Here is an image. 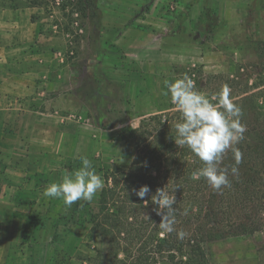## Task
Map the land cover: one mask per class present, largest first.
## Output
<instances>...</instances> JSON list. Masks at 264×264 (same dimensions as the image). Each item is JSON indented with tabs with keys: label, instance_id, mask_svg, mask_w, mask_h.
<instances>
[{
	"label": "rangeland",
	"instance_id": "rangeland-1",
	"mask_svg": "<svg viewBox=\"0 0 264 264\" xmlns=\"http://www.w3.org/2000/svg\"><path fill=\"white\" fill-rule=\"evenodd\" d=\"M47 1L42 12L60 23L73 93L83 104L77 113L83 117L72 129L77 137L56 139L45 153L46 166L34 175L11 176L12 182L6 166H0V264H58L66 248L72 264H79L77 251L92 255L86 214L96 209L100 191L91 202L71 207L43 192L50 183H60L65 170H78L81 156L101 177L106 169L127 167L133 150L121 131L173 110L168 108L170 96L162 95L164 81L187 74L195 90L209 99L226 85L230 99L239 104L253 95L241 108L240 122L247 131L239 144L254 145L264 136V0H95V10L86 9L82 0ZM246 3L240 24L234 13L244 12ZM217 12L225 24H219ZM134 33L140 35L139 46L132 44ZM122 34L131 39L120 46L116 40ZM94 39L104 51L97 66ZM95 79L101 82L97 93ZM6 144L1 137L0 149ZM95 246L104 250L106 241L99 239ZM206 250L210 264H264V231L214 241Z\"/></svg>",
	"mask_w": 264,
	"mask_h": 264
},
{
	"label": "trees",
	"instance_id": "trees-1",
	"mask_svg": "<svg viewBox=\"0 0 264 264\" xmlns=\"http://www.w3.org/2000/svg\"><path fill=\"white\" fill-rule=\"evenodd\" d=\"M82 2L86 9H97L95 0ZM95 15L92 12L91 16ZM93 25L97 28L98 21ZM94 44L97 66L104 51L98 49L97 39ZM95 83L97 93L101 82L95 79ZM254 99L251 95L235 104L242 108ZM168 108L173 110L147 117L136 129H122V139L133 150V157L127 167L103 173L104 187L96 209L86 214L87 243L93 253L85 256L74 248L79 264H210L207 244L264 231V136L254 145L246 142L236 146L242 153L238 175L229 174L230 186L216 191L204 178L190 179L203 163L187 146L175 143V124L182 122V116L173 103ZM233 165L229 151L221 167L230 169ZM145 185L150 189L146 202L134 194ZM164 187L170 194L176 188V223L171 233H162L159 223L163 210L158 215V206L150 198ZM180 230L186 233L183 239L177 237ZM99 239L106 241L104 250L95 246ZM58 264H72L67 248Z\"/></svg>",
	"mask_w": 264,
	"mask_h": 264
},
{
	"label": "crops",
	"instance_id": "crops-1",
	"mask_svg": "<svg viewBox=\"0 0 264 264\" xmlns=\"http://www.w3.org/2000/svg\"><path fill=\"white\" fill-rule=\"evenodd\" d=\"M46 1L0 0V138L5 136L7 143L0 149V166H6L12 182L16 180L11 176L34 175L46 166L45 153L63 135L77 137L72 129H78L83 117L77 113L83 104L73 93L60 23L42 12ZM247 3L244 12L234 13L240 24ZM217 14L219 24H225ZM134 35L132 44L139 46L140 35ZM127 38L131 39L122 34L116 43L121 46ZM73 112L78 115H69Z\"/></svg>",
	"mask_w": 264,
	"mask_h": 264
},
{
	"label": "clouds",
	"instance_id": "clouds-1",
	"mask_svg": "<svg viewBox=\"0 0 264 264\" xmlns=\"http://www.w3.org/2000/svg\"><path fill=\"white\" fill-rule=\"evenodd\" d=\"M167 91L162 95L170 96L177 110L181 112L182 122L175 124L177 138L175 143L187 146L188 149L203 163V167L193 171L190 179L204 178L208 185L216 191L222 187H229V174L238 175V166L242 162V153L236 145L244 138L247 131L240 122L242 110L230 99V89L225 85L209 99L205 94L195 90V81L187 74L174 82L164 81ZM215 101V103L213 102ZM232 153L234 165L231 168L221 167L228 152ZM81 167L65 174L60 183H50L43 195L48 198L62 199L66 207H71L77 201L91 202L95 195L103 189L104 181L95 172L92 162L81 156ZM164 188H158L151 195V202L157 205V214L161 215L159 227L162 233L173 232L175 220L176 199ZM148 186H141L134 190V194L146 202L149 195ZM186 233L177 232V237L183 239Z\"/></svg>",
	"mask_w": 264,
	"mask_h": 264
},
{
	"label": "built area",
	"instance_id": "built-area-1",
	"mask_svg": "<svg viewBox=\"0 0 264 264\" xmlns=\"http://www.w3.org/2000/svg\"><path fill=\"white\" fill-rule=\"evenodd\" d=\"M58 1H59V0H55L54 3H57V4H58Z\"/></svg>",
	"mask_w": 264,
	"mask_h": 264
}]
</instances>
